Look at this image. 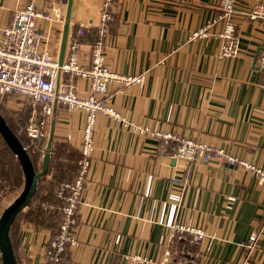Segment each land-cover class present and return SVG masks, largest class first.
<instances>
[{
	"label": "crops",
	"instance_id": "crops-1",
	"mask_svg": "<svg viewBox=\"0 0 264 264\" xmlns=\"http://www.w3.org/2000/svg\"><path fill=\"white\" fill-rule=\"evenodd\" d=\"M27 1L0 0V25ZM37 1L42 10L52 2L64 7V0ZM234 1L239 53L218 58L214 34L221 25L206 37L191 34L218 14L220 0H113L106 65L114 73H143V78L129 87L109 83L105 98L136 129L96 116L95 148L67 264H144L139 256L159 260L172 224L205 231L195 242L188 230H173L172 245L193 264H240L248 253L241 243L259 229L249 262L264 264V186L256 176L225 161L184 167L173 156L177 140L163 141L146 130L200 139L264 168V70L256 61L264 50V18L243 14L264 0ZM101 3L73 0L70 30L96 21ZM38 25L41 33L52 30L51 44L58 47L62 23L39 19ZM75 81L83 94L87 81ZM83 122L84 112L57 104L54 141L79 150ZM19 237L22 264H48L47 229L23 223Z\"/></svg>",
	"mask_w": 264,
	"mask_h": 264
},
{
	"label": "built area",
	"instance_id": "built-area-1",
	"mask_svg": "<svg viewBox=\"0 0 264 264\" xmlns=\"http://www.w3.org/2000/svg\"><path fill=\"white\" fill-rule=\"evenodd\" d=\"M113 0H102L97 19L80 25L76 32L69 31L64 62L61 66L60 84L55 92L58 65L56 62L58 49L52 45V30L41 33L39 19L49 24L62 23L64 7L59 2L50 3L49 9L39 8L37 0H29L14 11L12 19L0 25V93H14L29 98L30 112L24 126L18 128L20 134L25 135L31 143L44 141L52 110V102L63 104L68 110L84 112V122L80 133L79 150L82 158L79 160V174L73 182H61L56 188L57 197L62 200L60 232L50 241L54 253L45 256L49 264H63L62 254L67 245L76 244L72 229L76 223V211L79 195L86 185V170L90 163V156L94 150L93 130L98 114L106 115L119 121L122 126L136 129L122 118L118 110L105 98L108 85L116 82L123 87L138 84L143 73L136 75H120L111 71L105 62V37L108 33V23L112 18ZM218 14L211 18L206 25L193 31L191 38L206 37L212 27L221 25L216 32L218 38V58L234 57L239 53V39L235 30L234 14L237 11L234 0H220ZM250 18H264V4L255 2L248 10L243 11ZM89 27L97 30V39L93 42L81 41L78 35ZM89 60L86 64L84 60ZM259 70H264V50L256 58ZM75 77L87 80L86 91L78 92ZM168 141L177 140L173 156L182 159L184 167L196 162L225 161L249 169L264 186V168L249 163L244 159L228 154L222 147L212 145L190 137H177L169 132L150 131ZM173 181L178 177L174 176ZM2 192V178L0 177V193ZM188 230L193 234L195 242L201 241L206 234L202 228L172 224L168 237V246L159 260L139 256L137 260L144 264H193L189 258L178 253L172 245L173 230ZM260 235L259 229L251 231L247 241L241 243L248 249L247 255L240 264H250V254L256 249V241Z\"/></svg>",
	"mask_w": 264,
	"mask_h": 264
},
{
	"label": "trees",
	"instance_id": "trees-1",
	"mask_svg": "<svg viewBox=\"0 0 264 264\" xmlns=\"http://www.w3.org/2000/svg\"><path fill=\"white\" fill-rule=\"evenodd\" d=\"M111 15L112 18L109 23L115 18V13H113V11H111ZM77 29L78 26H72L71 31L76 32ZM78 37L81 41L93 42L97 39V30L95 27L86 28L81 35H78ZM7 96V93L0 94V114L3 116L10 129L17 135L22 145L26 148L35 171H39L43 151L42 143H31L25 135L18 132V128L24 126L26 123L27 116L30 112V99L27 98L26 107L23 108L22 112L13 113L6 106ZM81 158L82 155L80 151L73 148L71 145L63 141L55 140L53 142L47 172L38 178L36 190L30 203L14 217L10 228V239L17 264H22L19 233L20 226L23 223L47 229L49 232V238L45 254L48 256L51 253H54V248L50 246V241L60 232L61 205L63 204L62 200L56 195V188L61 182H73L77 178L80 167L79 160ZM0 174L9 182L11 189L16 188L23 183V173L20 164L1 136ZM48 175H51V178H49ZM176 243L179 245L181 244V241L176 240ZM67 248L68 246H66V249L62 254L64 259L63 264H67L69 261Z\"/></svg>",
	"mask_w": 264,
	"mask_h": 264
},
{
	"label": "water",
	"instance_id": "water-1",
	"mask_svg": "<svg viewBox=\"0 0 264 264\" xmlns=\"http://www.w3.org/2000/svg\"><path fill=\"white\" fill-rule=\"evenodd\" d=\"M72 6L73 0H64V15L56 59L58 69L56 75L55 92H57L60 84L61 66L64 62L67 40L70 31ZM56 107L57 100L54 99L52 102V110L48 121L39 171H35L26 148L22 145L17 135L10 129V127L6 124L3 116L0 114V136L2 137L9 150L17 158L23 173V183L21 189L19 190L18 194L0 212L1 264H17L10 239V228L14 217L21 210L25 209L26 206L30 203L36 190L38 178L47 172L50 161V152L52 150L54 142L53 136L55 128Z\"/></svg>",
	"mask_w": 264,
	"mask_h": 264
},
{
	"label": "rangeland",
	"instance_id": "rangeland-1",
	"mask_svg": "<svg viewBox=\"0 0 264 264\" xmlns=\"http://www.w3.org/2000/svg\"><path fill=\"white\" fill-rule=\"evenodd\" d=\"M60 5L62 6L63 3L61 2ZM56 52H57V50H56ZM74 82L76 83L75 78H74ZM7 95H8L6 97L7 108L10 109L13 113L22 112L23 108L26 107L27 98H24L22 96L14 94V93H8ZM44 142H45V139H44V141L39 142V143H42V148H43ZM42 154H43V151H42ZM0 177L2 178V192L0 193V210H1L3 207L6 206V204H8L12 200L13 197H15L18 194L19 190L22 187V184H20V186L14 188V189H11L9 182L4 177H2L1 174H0ZM48 177L51 178V175H48ZM42 229H44V228H42Z\"/></svg>",
	"mask_w": 264,
	"mask_h": 264
}]
</instances>
